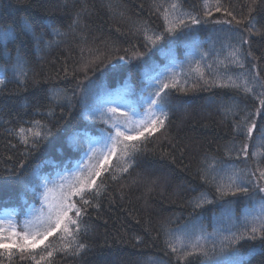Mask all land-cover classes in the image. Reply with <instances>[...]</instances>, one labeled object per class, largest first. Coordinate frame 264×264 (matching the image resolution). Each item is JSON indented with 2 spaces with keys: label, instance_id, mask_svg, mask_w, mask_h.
Wrapping results in <instances>:
<instances>
[{
  "label": "trees",
  "instance_id": "1",
  "mask_svg": "<svg viewBox=\"0 0 264 264\" xmlns=\"http://www.w3.org/2000/svg\"><path fill=\"white\" fill-rule=\"evenodd\" d=\"M172 3L179 7L173 10ZM165 10L170 19L187 13L202 19L200 25L193 26L196 29L193 34L209 52L207 63L213 64L208 69L203 68L202 62L204 79L211 81V73L224 71L215 63V53L224 60L231 50L224 46L229 43L239 44L245 53V67L230 66L231 74L255 75L258 72L264 77V0H0V23L11 25L17 33V38L7 44L10 58L0 55V64L10 68L19 51L30 69L23 84L8 71L9 82L0 89V173L7 175L8 171L15 170L29 176L39 165L40 175L54 177L55 166L63 159L61 152L67 151L57 150L66 139V133L73 129L87 130L91 136L99 138L100 129L108 127L111 130V121L105 125L99 120L85 119V104L94 103V97L87 93L90 82L101 84L106 91L128 88V99L138 100L144 83L136 67L140 61L132 57L136 52L145 51V39L138 29L146 25L153 32H163L166 24L161 13ZM208 11L211 15L206 14ZM77 15L79 23L73 24ZM253 18L254 26L250 27L249 21ZM25 20L33 24L37 34L44 33V40H58L59 43L49 47L42 40L37 47L33 37L21 29ZM49 24L58 25L65 35L54 36L47 27ZM164 46L161 42L159 47ZM186 53L184 45L178 42L175 56L182 65L178 76L180 83L176 89L166 90L169 92V109L164 127L152 135L146 133L140 141L129 142L137 144L140 151L135 154L127 172L121 171L123 163L119 159V149L108 162L99 161L94 166L102 173L96 183L103 186L95 198L99 207L88 208L82 225L87 231L77 238L86 247L77 252L72 237L64 234V239L59 240L61 232L58 231L35 249L26 248L20 252L14 248L11 259L6 254L0 255L3 264H36V261L39 264H215L213 257L205 261L199 254L177 260L176 254L165 243V233L171 231L182 238L180 230L191 231L196 221V229L202 226L205 233H217L209 240L218 241L220 233L229 235V229L237 230L234 225L246 223V212L256 213L254 202L242 195L226 198L234 201L232 220L224 215V201L205 204L195 211L191 202L201 193H207L216 201L214 188L201 179L200 170L206 160L211 163V158H215L225 166L255 172L256 176L250 177L253 180L259 176L257 170L264 169V138L261 137L264 108H260L255 99V94L264 89L250 83L253 92L244 94L209 87L196 74H188ZM119 56L131 59V63L120 62L124 70L101 81V73L94 72L93 68L101 61L110 60L111 63L103 68L107 73L111 64L118 62ZM150 57L161 69L168 63L158 48H153L143 59ZM249 79L251 81V77ZM52 90L59 91L65 98L62 103H50L48 96ZM233 100L238 108L226 116L221 102ZM258 108L259 115L250 117L257 127L252 139L246 141L243 135L234 131L235 124ZM33 120L52 128V134L35 152H31L30 144L21 143L18 132L20 128H31ZM85 125L89 127L85 129ZM244 143L248 144V156L237 158L236 152ZM230 148L233 152L227 155L226 150ZM87 157L89 153L81 149L73 157L71 170L79 165L88 166L96 155L91 159ZM21 163L23 168L19 167ZM86 177L87 172L80 179ZM17 191L18 194L11 198H0V213L14 209L22 229V221L32 206L39 208L42 201L32 192L19 195L23 192L20 185H17ZM261 196L264 194L258 193L256 200ZM71 199L79 206V197ZM69 215L74 216L73 213ZM251 226L248 223V227ZM184 242L187 244L186 240ZM173 243L179 248L175 237ZM49 245L55 249L51 257L47 256V250H52ZM236 247L246 257L245 264H264L259 239L242 240ZM33 255H36V261L32 260ZM41 255L43 260H40Z\"/></svg>",
  "mask_w": 264,
  "mask_h": 264
},
{
  "label": "snow or ice",
  "instance_id": "2",
  "mask_svg": "<svg viewBox=\"0 0 264 264\" xmlns=\"http://www.w3.org/2000/svg\"><path fill=\"white\" fill-rule=\"evenodd\" d=\"M170 7L175 10L179 5L172 3ZM205 7L207 8V5ZM157 11H159V8H157ZM216 11H220L219 6L216 7ZM206 14L211 15V12L208 11ZM161 15L166 24L163 32H153L146 25H141L138 29L145 39V51L136 52L132 57V59L140 61V64L136 67L141 72L144 83V88L138 100L128 99L130 94L128 88L106 91L102 89L101 84L90 82L87 93L94 97V103L92 105L85 104V119L93 122L99 120L105 125H108L111 121V130L108 127L100 129L99 138L91 136L87 130L73 129L66 133V139L61 142L57 150L67 149V151L61 152L63 159L60 165L55 166L57 172L54 177L50 178L48 175H40L39 165L33 169L29 176H25L15 170L8 171L7 175L0 173V198L5 196L11 198L13 195H17V185H20L23 192H20L19 195L23 196L26 192H32L42 201L39 208L31 209L30 215L33 219H26L20 231H17L16 223L13 219L15 210H6L5 216L0 218V250H2L0 255L6 254L7 258L11 259L14 248L20 252H23L26 248L35 249L43 244L49 236H53L58 231L61 232V236L58 237L59 240L64 239V234L72 237V242L75 244L77 252L82 251L86 247L77 238L81 232L87 231V228L82 227V225L84 224L83 217L87 214L88 208L99 207V204L95 202V198L100 195L103 185H97L96 178L100 177L102 173L100 170H95L94 166H86L79 169L77 173H71L70 165L73 163V157L81 149H84L86 153L94 154L97 151L96 145L102 144L103 160L108 162L109 157L115 156L119 149L121 153L119 159L123 163L121 171H128V168L134 162L135 154L140 151V147L137 144L129 142L140 141L141 138L145 137L146 133L148 135L154 134L164 127L165 121L168 119L169 92L166 90L178 87L180 83L178 79L179 70L182 68L175 56V47L178 42L182 43L187 50L188 74H196L198 79L204 81L205 85L244 94L253 92L250 83H256L261 89H264V77H261L258 72L255 75L251 73L234 75L229 72L230 66H236L241 69L245 67V53L241 51L239 44L232 45L229 43L224 46L231 49L224 60H220V54L215 53V63L222 66L224 71L211 73L213 77L211 81L204 79L203 68L211 69L213 64L207 63L209 52L204 49L198 37L193 34L196 31L193 26L200 25L202 19L191 13L177 15L174 19H170V14L167 10L162 12ZM228 15L231 16L232 13L229 12ZM77 23H79V15L73 20V24ZM249 25L250 27L254 26V18L249 21ZM47 27L54 36L62 37L65 35L56 24H49ZM21 29L25 34H30L33 37L37 47L42 40L49 47L59 43L58 40H44V33L37 34L33 24L27 20L22 23ZM16 38L17 33L11 25L4 26L0 23V55L10 58L7 44ZM161 42H164V47H159ZM153 48H158L161 55L168 60L163 69L151 57L149 60L143 59ZM248 54L250 55V53ZM120 62L131 63V59L126 60L125 56H119L118 62L111 64L107 73L103 71V68L107 67L111 61H101L100 65L93 68V71H99L101 73L99 79L103 81L105 77L109 75L116 76L124 70ZM8 71H11L14 79L21 84L28 78L30 71L28 61L19 54V51L15 62L10 68H5L3 64H0V89L9 82L6 75ZM249 77H251V81ZM81 91H85V89H81ZM63 99L65 98L56 90H52L48 96V100L52 104H60ZM255 99L259 102L260 108H264V92L255 94ZM221 107L227 116L233 114L238 105L234 100L230 102L222 101ZM121 108L126 109V111L121 112ZM141 109H143V112L140 111ZM259 112L260 109L258 108L255 113H248L239 124H235L234 131L243 135L246 141L252 139V133L257 127L255 120H250V117L259 115ZM117 113H119V116H117ZM50 114L51 110H49ZM31 124V128H20L18 132L21 143L30 144L31 152H35L47 136L52 134V128L39 120H33ZM84 127L87 129L89 126L85 125ZM36 128L41 129V131H35ZM261 137L264 138V132H261ZM247 149L248 144L244 143L236 152L237 158L240 155L247 158ZM232 152L233 149L231 148L226 150L227 155H231ZM87 158L91 159V157ZM211 160V163H208L207 160L205 161V166L200 170V173L201 179L214 188L216 201H213L207 193H201L199 197L191 202L193 210L195 211V209L201 208L205 204L224 201V215L232 220L234 219L232 213L234 201L226 198L242 195L247 200L254 202L256 213L249 214L246 212L244 217L246 223L242 226L234 225L237 230L232 231L229 229V235L220 233L218 241L209 240L210 236L217 235V233H205L202 226L196 229L195 225L197 222L194 221L191 231L187 228L180 230L182 238L174 232L166 231L165 243L170 251L176 254L177 260H185L188 256L199 254L205 261L209 257H213L215 264H245L246 257L236 247L240 241L245 239L255 241L259 239L261 241V251H264V196H261L258 201L256 200L258 193L264 194V183H261V181H264V169H258L259 176L256 180H253L250 177L256 176L255 172L248 173L244 170L234 169L231 166H225L222 162L216 161L215 158H211ZM19 167L23 168L24 165L21 163ZM85 171H87V177L80 179L79 173ZM67 174H73L75 178L65 183ZM49 185H55L60 190V197L55 203L49 199L48 193L51 191ZM73 196L79 197V206L76 201L71 199ZM69 213H73L74 216H70ZM249 216H251L250 220ZM248 223H251L252 226L248 227ZM5 224L9 226L7 229L3 227ZM174 237L179 241V248L176 243H173ZM185 240L187 244H185ZM48 248L52 249V245H49ZM53 251L55 249L47 250V256L51 257ZM181 252L183 255L180 254ZM43 259L44 256L41 255L40 260ZM32 260L36 261V255L32 256ZM0 264H3V261H0ZM36 264H39V261H36Z\"/></svg>",
  "mask_w": 264,
  "mask_h": 264
},
{
  "label": "rangeland",
  "instance_id": "3",
  "mask_svg": "<svg viewBox=\"0 0 264 264\" xmlns=\"http://www.w3.org/2000/svg\"><path fill=\"white\" fill-rule=\"evenodd\" d=\"M123 111H126V109L121 108V112H123ZM137 119H139V117H137ZM96 148H97V151L94 154L93 153H89V157L93 158L95 155H96V157H95L94 161L89 163L88 167H93L96 164H98L99 161H103V146H102V144L96 145ZM81 168H85V166L84 165H79L77 168L71 170V173H73V174L77 173L78 170L81 169ZM86 172L87 171L80 172L79 173V178H81L82 175L84 173H86ZM73 174H67V181L65 183L70 182V181H72L75 178ZM49 188L51 189V191L48 193L49 199H50L51 202L55 203L58 200V198L60 197V194H61L60 190L55 185H49ZM33 208H38V207H33ZM31 209L28 212L27 217L25 219H23L21 227H23V222L26 219H33V217L30 215ZM5 214L6 213L0 214V218H3L5 216ZM13 219H14V222L16 223L17 231H20L21 228H20V226L18 224L19 221L17 220L15 215L13 216ZM3 227L7 229L9 226L7 224H5V225H3Z\"/></svg>",
  "mask_w": 264,
  "mask_h": 264
}]
</instances>
